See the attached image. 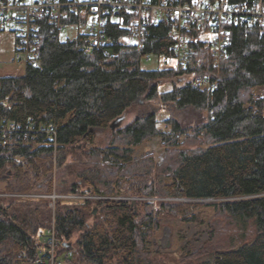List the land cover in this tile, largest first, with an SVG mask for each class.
<instances>
[{
    "label": "trees",
    "instance_id": "1",
    "mask_svg": "<svg viewBox=\"0 0 264 264\" xmlns=\"http://www.w3.org/2000/svg\"><path fill=\"white\" fill-rule=\"evenodd\" d=\"M261 1L229 0L241 6ZM117 17L105 33L113 56L84 53L87 36L77 30L75 38L62 40L44 20L39 63L26 66L23 75L0 79V113L7 121L23 132L39 125H54L57 132L56 149L39 146L44 133L0 144V264H35L53 221L58 256L76 254L64 264H166L147 245L160 213L191 220L206 201H220V214L243 227L250 224L253 238L179 264H264V97H255L264 89V27L230 26L226 57L217 67L210 49L198 42V54L185 70H146L145 55L173 60L169 27L150 22L140 52L123 43L131 36L124 26L135 14ZM85 21L82 11H69L65 23ZM200 33L191 35L197 39ZM205 76L217 86L198 88L188 81ZM163 83L171 89L162 91ZM141 100L158 103L167 118L160 121ZM131 112L130 123L111 129ZM100 133L109 135L107 143H97ZM156 138L168 147L167 164L133 157L138 146ZM58 169L59 194L124 193L150 200L136 208L124 201L59 200L53 212L50 200L23 197L52 194Z\"/></svg>",
    "mask_w": 264,
    "mask_h": 264
},
{
    "label": "built area",
    "instance_id": "2",
    "mask_svg": "<svg viewBox=\"0 0 264 264\" xmlns=\"http://www.w3.org/2000/svg\"><path fill=\"white\" fill-rule=\"evenodd\" d=\"M69 9L72 13H79L86 17L85 25L68 24L65 20ZM122 12L133 13L136 18L124 29L131 36L124 40V44L132 45L138 51L145 49L149 36V23L164 24L169 27V37L173 40L170 51L173 54L175 67L185 70L189 58L198 54L197 43L203 42L209 49L217 67L226 57L230 40L229 27L232 25H259L264 27V3L261 1L256 6H241L230 4L229 0H8L0 4V31H8L14 35V64L35 66L39 63L38 45L41 42L38 33L40 22L47 21L51 31L64 33L76 29L83 36H87V43L82 48L86 54L102 50L107 57L114 55L112 42L106 37L108 22L118 19ZM151 20V21H150ZM192 30L201 33L196 39L191 35ZM153 55L143 56V61H150ZM162 58L166 62L164 56ZM194 87L212 89L217 86V81L210 77H195L188 80ZM255 97H264V89H257ZM27 133V134H24ZM45 134L43 143L39 146L57 148V132L54 125H39L36 131L30 127L22 131L20 126L7 121L0 113V144L6 146L15 137L37 139L36 135ZM24 134V135H23ZM28 198H43L50 200V209L55 212L59 200L65 201H124L137 204L150 199L120 193L113 197H103L96 194H70L62 195L56 187L49 195H24ZM155 200V199H153ZM159 200V199H156ZM165 200V199H161ZM48 235L44 240L45 248H38V258L35 264H64L68 259L75 257L74 251L58 256L57 249L60 242L56 238L55 221L52 222Z\"/></svg>",
    "mask_w": 264,
    "mask_h": 264
},
{
    "label": "rangeland",
    "instance_id": "3",
    "mask_svg": "<svg viewBox=\"0 0 264 264\" xmlns=\"http://www.w3.org/2000/svg\"><path fill=\"white\" fill-rule=\"evenodd\" d=\"M76 35V29H70L62 33L61 39H73ZM13 37L14 35L11 32L0 31V79L20 76L25 71L23 66L14 64L15 47H13V44L15 42L13 43ZM142 67L146 70L171 68L175 67V61L166 62L162 58L157 59V57L151 56L150 61L142 62ZM169 89H171L170 84H162V91ZM141 101L142 105L150 106L160 121L167 118V113L161 109L158 103ZM133 119L134 114L132 112L127 114L123 125L130 123ZM97 137L98 144H105L109 135L100 133L97 134ZM167 150L168 147L162 146L160 139L156 138L138 146L133 157L152 158L154 164L159 167L167 164L166 152H169ZM59 173L60 169L56 172L55 187L59 182ZM165 201L171 204L179 203L172 199H165ZM218 203L220 201L204 202L206 206L197 211L191 220H183L166 210L162 211L159 216V228L147 241L154 258L166 264H179L183 258L187 259L194 256L189 261L195 260L194 262L197 263L217 251L231 249L234 246L249 242L254 235L251 225L248 224L243 227L236 220L220 214L215 206ZM136 206V204L132 205L134 208ZM157 209L159 210V206ZM75 259L76 256L73 260Z\"/></svg>",
    "mask_w": 264,
    "mask_h": 264
},
{
    "label": "water",
    "instance_id": "4",
    "mask_svg": "<svg viewBox=\"0 0 264 264\" xmlns=\"http://www.w3.org/2000/svg\"><path fill=\"white\" fill-rule=\"evenodd\" d=\"M124 120H125V117H121V118L117 119L115 122L112 123L111 129L113 131L116 130L118 127H120L123 124Z\"/></svg>",
    "mask_w": 264,
    "mask_h": 264
},
{
    "label": "bare ground",
    "instance_id": "5",
    "mask_svg": "<svg viewBox=\"0 0 264 264\" xmlns=\"http://www.w3.org/2000/svg\"><path fill=\"white\" fill-rule=\"evenodd\" d=\"M68 41V40H67ZM201 52V50H200ZM203 53V52H202ZM199 58V57H198ZM198 60V59H197ZM205 60V59H204ZM206 61V60H205ZM195 65V64H194ZM167 66V65H166ZM204 66V65H203ZM205 68V67H204ZM179 69V68H178ZM190 69V68H189ZM206 69V68H205ZM196 70V69H195ZM210 71V70H209ZM200 73V72H199ZM202 76V75H201ZM167 91V90H166Z\"/></svg>",
    "mask_w": 264,
    "mask_h": 264
},
{
    "label": "crops",
    "instance_id": "6",
    "mask_svg": "<svg viewBox=\"0 0 264 264\" xmlns=\"http://www.w3.org/2000/svg\"><path fill=\"white\" fill-rule=\"evenodd\" d=\"M15 42V38L13 37V43ZM15 46V44H13V47Z\"/></svg>",
    "mask_w": 264,
    "mask_h": 264
}]
</instances>
